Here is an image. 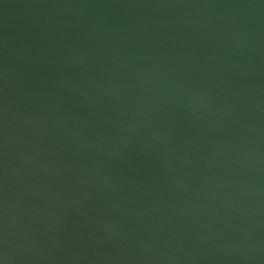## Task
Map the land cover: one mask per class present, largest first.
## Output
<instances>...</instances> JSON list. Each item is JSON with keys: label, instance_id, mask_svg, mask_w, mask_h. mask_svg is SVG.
Here are the masks:
<instances>
[{"label": "water", "instance_id": "1", "mask_svg": "<svg viewBox=\"0 0 264 264\" xmlns=\"http://www.w3.org/2000/svg\"><path fill=\"white\" fill-rule=\"evenodd\" d=\"M0 264H264V0H0Z\"/></svg>", "mask_w": 264, "mask_h": 264}]
</instances>
